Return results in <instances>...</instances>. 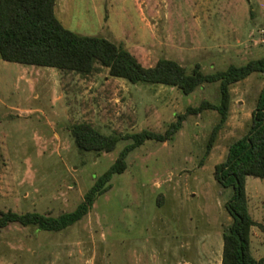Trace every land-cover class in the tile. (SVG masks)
I'll use <instances>...</instances> for the list:
<instances>
[{
	"label": "rangeland",
	"instance_id": "1",
	"mask_svg": "<svg viewBox=\"0 0 264 264\" xmlns=\"http://www.w3.org/2000/svg\"><path fill=\"white\" fill-rule=\"evenodd\" d=\"M55 15L69 30L122 44L144 66L168 58L210 73L264 56V0H57ZM263 85L264 76L251 74L230 87L229 117L208 155L219 119L212 109L188 115L171 140L131 151L125 171L67 228L0 229V264H220L232 189L214 179V166L246 133ZM219 98L217 83L184 94L104 67L80 75L0 58V210L72 211L130 142L80 152L73 124L163 134L187 107ZM245 190L251 217L264 224V179L247 176ZM250 240L251 253L264 254V231L253 226Z\"/></svg>",
	"mask_w": 264,
	"mask_h": 264
},
{
	"label": "trees",
	"instance_id": "2",
	"mask_svg": "<svg viewBox=\"0 0 264 264\" xmlns=\"http://www.w3.org/2000/svg\"><path fill=\"white\" fill-rule=\"evenodd\" d=\"M56 2L0 0L2 60L80 75H88L104 67L110 76L129 83L174 86L184 94L205 84L217 83L220 98L218 103L202 100L197 106L187 107L163 134L149 130L125 135L105 134L86 122L73 124L70 134L80 152H110L119 141L130 142L124 145L109 168L96 177L72 211L52 216L35 211L18 213L0 210V229L10 223L53 232L67 228L87 215L97 196L110 188L113 175L125 171L126 158L131 151L147 140H171L188 115L212 109L218 113L219 119L212 127L206 143L204 156L208 155L229 117L230 87L251 74L264 76V56L210 73H204L198 63L189 69L168 58H160L154 65L144 66L122 44L100 35H82L65 28L55 15ZM261 31L264 45V25ZM213 176L220 185L232 189V195L225 205L231 223L222 232L220 264H264V259L255 258L250 248L252 227L258 226L264 231V224L257 223L251 217L245 190L247 176L264 179V85L251 112L246 133L229 144L225 159L215 164Z\"/></svg>",
	"mask_w": 264,
	"mask_h": 264
},
{
	"label": "crops",
	"instance_id": "3",
	"mask_svg": "<svg viewBox=\"0 0 264 264\" xmlns=\"http://www.w3.org/2000/svg\"><path fill=\"white\" fill-rule=\"evenodd\" d=\"M250 241H251V240H250ZM250 248H251V246H250ZM256 254H257L256 256H254L253 254H252V255H253L255 258H257V259H259V258H263V259H264V254H259V253H257V252H256Z\"/></svg>",
	"mask_w": 264,
	"mask_h": 264
}]
</instances>
